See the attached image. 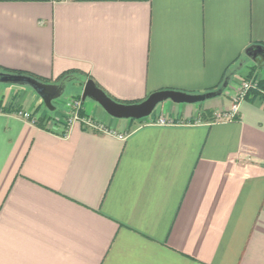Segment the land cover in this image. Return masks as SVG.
I'll return each instance as SVG.
<instances>
[{
  "label": "crops",
  "instance_id": "crops-1",
  "mask_svg": "<svg viewBox=\"0 0 264 264\" xmlns=\"http://www.w3.org/2000/svg\"><path fill=\"white\" fill-rule=\"evenodd\" d=\"M254 44L264 0H0L2 71L80 96L93 79L122 103L217 90L230 75L221 95L143 119L83 101L124 139L80 123L63 133L71 98L56 113L32 87L2 89L0 264H264V101L215 118L243 80L264 84Z\"/></svg>",
  "mask_w": 264,
  "mask_h": 264
},
{
  "label": "water",
  "instance_id": "water-1",
  "mask_svg": "<svg viewBox=\"0 0 264 264\" xmlns=\"http://www.w3.org/2000/svg\"><path fill=\"white\" fill-rule=\"evenodd\" d=\"M246 55L259 67H264V46L251 45L246 49ZM0 83L30 86L42 98L46 107L54 110V101L62 96L65 87L55 83L41 81L29 75L6 72L0 69ZM228 86V81L217 90L205 93H189L180 90L163 89L150 94L146 99L136 103H122L110 97L93 79H88L83 88L82 100L92 99L100 104L107 113L120 119H143L149 117L156 107L167 100L175 103H199L221 95Z\"/></svg>",
  "mask_w": 264,
  "mask_h": 264
},
{
  "label": "built area",
  "instance_id": "built-area-1",
  "mask_svg": "<svg viewBox=\"0 0 264 264\" xmlns=\"http://www.w3.org/2000/svg\"><path fill=\"white\" fill-rule=\"evenodd\" d=\"M260 79L255 76L251 79H246L242 81L241 89L237 95L233 97V103L228 110L219 111L215 113V118L217 121L222 120H233L237 117L240 110L241 102L246 98L248 92L253 88H258ZM259 97L264 101V89L260 90ZM68 116L65 119V128L63 133H68L70 128L75 123H80L83 127L88 130L105 133V134H114L119 138L124 139L126 137V133H117L114 130L108 128L101 121L95 119L94 117L86 114H82L83 108V100L82 98H71L68 102ZM20 116L25 118L26 120L37 124L38 118L34 116V114L28 111H19ZM159 124H167L172 123V119H166V117L161 116L156 120Z\"/></svg>",
  "mask_w": 264,
  "mask_h": 264
},
{
  "label": "rangeland",
  "instance_id": "rangeland-1",
  "mask_svg": "<svg viewBox=\"0 0 264 264\" xmlns=\"http://www.w3.org/2000/svg\"><path fill=\"white\" fill-rule=\"evenodd\" d=\"M263 71H264V69H263ZM13 87H16V88L18 87V88L22 89V88H26V87L28 88L30 86H21V85L9 84V83H0V91H2V89L5 91H9ZM78 90H79V88L76 89V87L72 83H66L65 91L60 98H58L57 100L54 101L53 105L55 107V110H52V111L56 112V113H60V110L66 105L68 99L80 98L79 97L80 95H78V93H79ZM155 111H156V109H155Z\"/></svg>",
  "mask_w": 264,
  "mask_h": 264
},
{
  "label": "trees",
  "instance_id": "trees-1",
  "mask_svg": "<svg viewBox=\"0 0 264 264\" xmlns=\"http://www.w3.org/2000/svg\"><path fill=\"white\" fill-rule=\"evenodd\" d=\"M8 72V71H7ZM12 73H18V74H23V75H29V74H26V73H22V72H12ZM29 76H32V75H29ZM32 77H34V76H32ZM36 78V77H35ZM37 79H39V78H37ZM229 79H230V75H228V74H226L225 76H224V78H223V80H222V84H220V86L218 87V88H221L222 86H223V83L225 82V81H228L229 82ZM39 80H41V79H39ZM41 81H44V80H41ZM45 82V81H44ZM97 84V83H96ZM98 85V84H97ZM261 89H264V84H263V82H261V81H259V86H258V88H253V89H251L249 92H248V94H247V98H255V97H259V95H260V90ZM80 98H81V96H79ZM116 100V99H115ZM116 101H118V100H116ZM118 102H122V101H118Z\"/></svg>",
  "mask_w": 264,
  "mask_h": 264
}]
</instances>
